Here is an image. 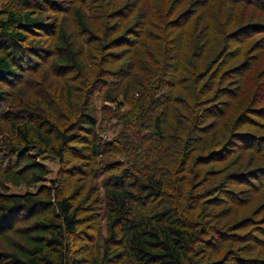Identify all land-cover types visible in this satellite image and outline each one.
I'll return each instance as SVG.
<instances>
[{
    "label": "trees",
    "instance_id": "obj_1",
    "mask_svg": "<svg viewBox=\"0 0 264 264\" xmlns=\"http://www.w3.org/2000/svg\"><path fill=\"white\" fill-rule=\"evenodd\" d=\"M14 1L25 13L0 11V80L36 73V87L28 89L26 82L14 92L13 102H23L24 108L14 112L23 117L1 110L0 122L6 126L0 124V144L35 147L61 163L78 157L85 160L81 171L85 175L89 170L105 173L106 235L103 245L94 247L92 254L86 251L83 261L74 255L73 240L87 239L80 213L92 196L72 187L69 172L55 187L54 180L36 191L4 192L6 182L28 188L44 178L45 168L26 150L3 170L0 181V224L6 222L4 229L17 238L11 241L0 233L5 248L0 264H264V121H260L264 120V16L257 17V10L247 4L259 2ZM95 9L103 12V18L95 20L98 25L92 20L101 16L94 14ZM33 11H72L80 31L88 35L87 43L97 46L82 53V45L64 26L37 22L31 18ZM40 31L54 38H44L45 43L30 39L27 45L28 34ZM224 63L230 65L227 70L222 69ZM217 74L226 81L223 85ZM49 78H60L64 105L72 115L68 123L57 124L67 120L62 107L53 115L56 119L39 109L44 103L39 90L48 91ZM100 91L104 101L116 103L117 111L124 101L136 98L141 118L131 126V139L126 138L129 123L119 137H97L92 103ZM4 92L0 89V95ZM150 118L152 130L144 133ZM148 138L155 145L148 149L144 165L105 161L117 153V143L123 145L121 154L129 140L132 151L138 152ZM73 141L87 143L91 155L71 148L73 153L66 157L67 144ZM97 154L102 158L99 164L94 160ZM9 158L4 157V164ZM210 161H221L214 175L201 168ZM197 164L201 166L196 168ZM182 170L187 177L182 175L178 183ZM204 174L202 183L208 189L187 203L192 179ZM75 191L80 196L76 204ZM199 199L212 213L194 219L180 213L185 202L191 207ZM90 208L91 204L85 207ZM20 216L33 220L29 228L14 229V223L21 222L15 217ZM244 226L245 235L236 234ZM251 239L254 244L246 243L242 253L255 249L261 256L249 260L233 256L231 263L215 258L220 252L226 259L230 248Z\"/></svg>",
    "mask_w": 264,
    "mask_h": 264
},
{
    "label": "rangeland",
    "instance_id": "obj_2",
    "mask_svg": "<svg viewBox=\"0 0 264 264\" xmlns=\"http://www.w3.org/2000/svg\"><path fill=\"white\" fill-rule=\"evenodd\" d=\"M198 1V0H197ZM248 0H244V2H247ZM251 2H253L254 0H249ZM259 2V5H253V3H247L250 4L251 8H254L257 10V17H262L264 16V0H257ZM4 8H9V9H13L16 10L20 13V15H22L23 13H25L24 8H20V6L18 5L17 2H15L14 0H0V11ZM29 11V10H27ZM99 13L101 16H95L94 20V24L93 25H98L97 24V20L101 19V17L103 18L102 14L103 12L100 9H95L94 10V14ZM90 12H88L89 14ZM31 18H35L34 20L37 22H43V23H48V24H52L54 23L55 25H62L64 26V28L66 29V31L68 32V34L70 36H72V38L75 41H79L80 44L82 45V53H86L87 51V47H89L90 45L94 46V42L93 44L92 41H89V44L87 43L88 40L86 39L88 37L87 33L80 31L79 29V25L76 22V18L74 16V14L72 13V11H67L65 13H49V12H45V13H40L38 11H33L31 13ZM96 20V21H95ZM256 20V19H255ZM103 21V19L101 20V22ZM106 21V20H104ZM96 23V24H95ZM105 26V24H103ZM55 28V27H54ZM52 28V30L54 29ZM44 38H50L48 39V41H51L54 38V35L52 34H48V32H42L40 31V33H35V34H28V41L26 42V44L28 45V43L32 40L38 42H44ZM31 39V40H30ZM108 43H110V40L108 41ZM205 41H202L201 43H199V45L197 46V49L200 51L202 49V47L204 46ZM97 46V45H95ZM99 49V47H97ZM231 49H234L233 47H231ZM100 50V49H99ZM112 50H117L116 48H113ZM107 51V50H106ZM50 60H48L47 62L49 63ZM120 62H118L119 64ZM236 63V62H235ZM114 64V62H113ZM107 67V65L105 66ZM230 67V65L228 64H223L222 69L227 70ZM46 68V64H44L42 66L41 69H45ZM113 69V68H111ZM35 74H26L25 76H23V79H18V78H10L9 80L7 79H1L0 80V89L4 90L5 92L3 94L0 95V113L2 109H6V111H10V115H12V117H16L17 114L19 117H23V115H20L19 113L14 112L15 110H20V109H24L23 108V102L22 104H18L17 102H13V95L14 92L17 90V88L21 87L23 84H25L26 82H29V84L27 85L28 89L30 88L31 90H35L36 87V83L34 82L35 79ZM218 80L220 85H223L224 82H226L223 77L219 76L217 74ZM53 80H50L49 78V85L50 88L48 89V91L46 92L45 89H41L39 90L40 93H42L43 96V100L44 103L43 105L39 106V109L41 111V113H45L47 115L50 114V116H52V119H56L57 117L53 116L54 114L56 115V111H58V108L60 109L61 107V112H62V116L67 117L66 119L68 120H64V122H59L57 124L62 125L63 123H68L71 118L72 115H68L67 114V107L64 105L65 103V98L62 94V87L60 85V78H52ZM221 79V82H220ZM29 80V81H28ZM37 92V91H36ZM28 93H32V92H28ZM30 95V94H28ZM76 99V97L74 96V100ZM118 99H122L121 96L118 97ZM24 101V100H22ZM77 108H78V102H75ZM124 105L122 107L121 111H117L115 109L116 103H110V102H106L103 100L102 96H101V91L100 94H98L95 97V102L92 103V105L94 104V112L96 113V126H95V131L97 134V137L106 140V139H114L115 137H119L121 130L122 129H126V124L129 123V131L126 129V138L129 137V139H131L132 136V130H131V126L133 124L137 123V120L141 118V115L139 113V111L137 110V105L138 102L136 100L135 97H131L128 100L124 101ZM104 104H106L108 107H104ZM78 109L75 110V113L77 112ZM160 108H157L155 110L152 111V114L156 113V111H159ZM28 117V116H27ZM1 120V119H0ZM260 121H264V120H260ZM9 123V122H8ZM1 125L6 126V122H0ZM146 124H147V129L144 130L143 132L148 133L149 131L152 130V126H151V118L149 120H146ZM67 125V124H65ZM169 126V125H168ZM79 131V130H78ZM88 136V135H86ZM89 137V136H88ZM132 143L131 140H129V147L127 149V151L124 154L120 153V150H123V145L122 144H118V151L117 153H112L105 161H109V160H113V159H118L121 160L122 166L125 167H130L131 163H134L135 161L140 163L141 165H144L145 163L143 162L145 159V156L148 153V149H150L153 145H155V142L153 139L148 138V142L146 144H141L142 145V149H139L138 152L132 151V146L130 145ZM3 144H0V181L4 180V176H3V170H5L6 167H11L18 159H19V155L21 152H24L26 150H28L30 152V154L35 157L36 161L45 168L46 170V174L44 175V178L40 181V182H36L31 184V186H29L28 188H26L24 185H20V186H15L13 184H10L8 182L5 183L6 185V190L4 191L5 193H9V194H17V193H23L27 190L29 191H36L39 186L41 185H46V186H51L52 183L55 180L54 183V187L58 184V182H61V178H65L64 176H67L69 172L71 173V183H72V187L74 189H76V191L79 189L80 192L81 191H90L91 192V196L92 199H90V201L88 202V204L86 206L89 207V204L92 205V208L90 209H85L86 206H84V208H82L81 211V225L82 228L81 230L85 232V236H87L86 240H81L80 238H77L74 241L75 243V253L74 255H76L78 258L81 259V261H83L85 259V253L86 251L89 250V253L92 254L93 253V248L94 247H101L103 244V238L106 235V220H105V215H104V205H105V201H104V189H103V183L106 177V174H96V172L94 170H89L88 172H86V175L84 173H82L81 171L85 170L86 165L84 164L85 160L81 159V158H73V160H68L67 162H60L58 160L57 157L47 153V152H42L39 151L37 148L35 147H27V148H16V147H5L2 146ZM147 145V149L146 146ZM68 146V150L67 151V155L66 157L69 156V154L73 153L71 148L73 149H81V151L83 153L86 154H90L89 153V145L87 143L83 144L81 142L78 141H73L70 142L69 144H67ZM146 150V152H145ZM14 152V154H10ZM91 155V154H90ZM134 155V156H133ZM9 156V162L7 164L5 163L4 157ZM101 155L97 154L95 156V164H99L101 162ZM221 164V161H217L216 163H213V161H210L209 163H207L204 166H201V164H197L196 168L198 166H201V168H203L204 170H209L210 175H214L216 174L215 171L217 169H219V166ZM189 165V164H188ZM90 165H88L89 167ZM132 166V164H131ZM187 167V166H186ZM66 168V169H65ZM119 169V168H117ZM75 170L73 173L72 171ZM64 171V172H63ZM206 174V173H205ZM201 179H198L199 175H197V177L192 179V185L189 186V192H190V199H187L186 202L188 203L189 201L192 200V197L195 196L197 193H204L205 190H207L208 188L207 185L205 183H202V180L204 179V176ZM178 178L176 179L178 181V183H181V179L182 175H185V177H187L186 175V171H181L179 173ZM219 175V174H218ZM217 175V176H218ZM190 177H192V174L190 175ZM3 189L0 187V191H2ZM73 190V189H72ZM75 191V195L72 197L73 199V203L76 204V202L78 201V199L80 198L79 194ZM77 193V194H76ZM203 199L205 198V194H203ZM196 197V196H195ZM97 200V208H95V203L94 200ZM157 202V200H156ZM186 202L184 203V206L186 204ZM204 202V201H203ZM178 205L181 204V198L177 201ZM182 207V210H180V213L184 214L186 217H189L190 219H194L195 215L199 214V215H203V214H209L212 212H209V208L206 204L202 203V199H199L197 201V203L195 204V206H191V207H187V204L185 207ZM211 209V208H210ZM95 214V217L93 216ZM15 220H21V222H15V226L14 229H23V228H29L33 222V220H29L25 217H21L17 218L15 217ZM6 222H3L2 224H0V233H6L5 235L7 236V238L9 240H13V239H17L14 235L11 234L10 230H6L4 228H6L7 225H5ZM258 226V225H256ZM244 227H240L239 230L236 231V234L238 235H245V233L248 231L244 230ZM258 228V227H257ZM96 231V233H95ZM254 234V232H250V234ZM243 238V236L241 237V239ZM254 239H251L250 241H245L242 242L240 241V244L243 246H238L236 248H230L232 249L230 254H228L227 252V258L222 260L221 258V254L220 252L218 254L215 255V258L217 260H221L224 261L225 263H231L234 258L233 256H237L240 258H246V260L249 258H257L258 256H261L260 253H257V251L255 252V249H251L249 250V252H246V254L242 253L243 249L246 248V243L248 245H253L254 244ZM215 245V244H214ZM213 245V247H214ZM202 246L199 245L198 248ZM86 248V250H85ZM228 248V249H229ZM259 249V248H258ZM5 248L2 245L1 242V238H0V253H2ZM85 251V252H83ZM88 254L90 257L92 255Z\"/></svg>",
    "mask_w": 264,
    "mask_h": 264
}]
</instances>
